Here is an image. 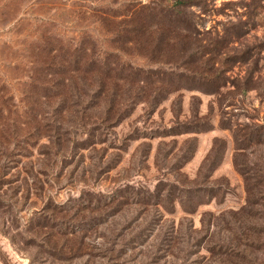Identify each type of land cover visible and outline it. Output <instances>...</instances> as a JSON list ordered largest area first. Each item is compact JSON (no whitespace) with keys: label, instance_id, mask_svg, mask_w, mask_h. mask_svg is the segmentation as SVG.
Returning <instances> with one entry per match:
<instances>
[{"label":"rangeland","instance_id":"rangeland-1","mask_svg":"<svg viewBox=\"0 0 264 264\" xmlns=\"http://www.w3.org/2000/svg\"><path fill=\"white\" fill-rule=\"evenodd\" d=\"M190 1L194 29H159L174 0H0L6 86L49 31L136 65L123 88L155 96L120 116L82 96L49 103L38 136L4 128L0 264H264V142L239 151L232 134L264 124V0ZM133 10L143 25L122 31ZM14 82L1 107L36 105ZM183 122L198 131L160 135ZM242 171L258 181L251 200Z\"/></svg>","mask_w":264,"mask_h":264},{"label":"trees","instance_id":"trees-1","mask_svg":"<svg viewBox=\"0 0 264 264\" xmlns=\"http://www.w3.org/2000/svg\"><path fill=\"white\" fill-rule=\"evenodd\" d=\"M181 6L182 8H180ZM191 6L192 2L190 0H174L171 5L159 8L160 15L157 16L160 22L155 23L159 29L163 26V23L173 28L194 29L192 17L190 18L184 10H180L191 8ZM122 15L125 19L124 22H126L122 31L133 33L134 29L137 32L138 27L143 25L142 21L136 20L138 15L134 10ZM87 41L72 43L73 41L58 38L48 31V33L41 35L39 41H35L30 45L26 56L27 62L23 68H20L22 74L15 77L11 82L15 81L13 85L21 87V93L18 95L21 101L26 98L35 100L37 103L34 106L22 103L21 106V102H19L13 104L12 107L5 108H2L0 104V133H2L0 135L3 138L7 135L4 128L12 130L10 135L12 141L22 139L25 137L24 135H33L36 131L35 128L41 124V116L47 114L40 112L47 109L49 103H55L53 109L59 106L63 108L67 103L72 107L79 105L81 97L85 96L89 98V101L84 104V107H91L92 104L90 103L92 101L95 104L103 102L107 105L105 106L107 112L113 110V113L120 116L123 111H126L127 103L154 102L155 96L151 99V93L144 94L143 90L133 87L123 88L126 83L132 85L137 83L139 80V67L118 59L119 56L115 60H110L109 55L106 56L107 51L101 53L99 50L100 54H98L94 46L89 43V40ZM132 41L128 40L127 44L132 43ZM134 45L137 46L138 43ZM124 46L125 44H119L118 49H123ZM98 47L100 46L98 45ZM168 62L159 61L161 64ZM123 71H126L127 74L124 75ZM11 82L7 81V86L3 83V80L0 82V102L2 104L16 97ZM6 88L7 90H5ZM63 110L64 108L60 112ZM13 112L17 113L16 117H12ZM4 113L12 118L2 119ZM57 121L60 122L59 119ZM58 122H51L49 128H56L59 125ZM20 125L24 126L21 131L18 130ZM29 125L33 128L26 132ZM224 128L230 129L228 126ZM197 129L194 124L183 122L165 127L160 135L169 136L197 132ZM240 131V129L232 130L236 150H245L252 145L264 142V124L255 126L244 134H241ZM35 135L38 136V132H35ZM241 173H243L246 184L245 189L248 199H250V196L256 197L258 181L255 182V178H248L245 171ZM253 176V174H250V177ZM257 194L259 195V192Z\"/></svg>","mask_w":264,"mask_h":264}]
</instances>
